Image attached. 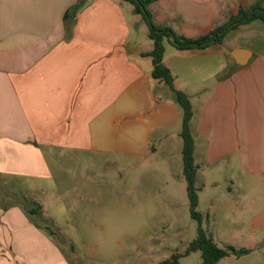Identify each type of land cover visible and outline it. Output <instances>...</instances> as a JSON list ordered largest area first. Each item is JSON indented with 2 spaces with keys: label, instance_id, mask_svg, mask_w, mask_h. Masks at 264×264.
<instances>
[{
  "label": "crops",
  "instance_id": "0c3cea01",
  "mask_svg": "<svg viewBox=\"0 0 264 264\" xmlns=\"http://www.w3.org/2000/svg\"><path fill=\"white\" fill-rule=\"evenodd\" d=\"M259 1L158 0L149 11L155 25L198 39ZM153 48L125 0H0V264H69L25 205L53 179V161L85 156L135 173L136 188L176 179L188 195L182 110L152 77ZM163 62L192 98L199 210L206 197L207 210L234 198L219 212L250 230L230 246L251 255L264 246V23L204 48L167 42Z\"/></svg>",
  "mask_w": 264,
  "mask_h": 264
},
{
  "label": "rangeland",
  "instance_id": "374dc122",
  "mask_svg": "<svg viewBox=\"0 0 264 264\" xmlns=\"http://www.w3.org/2000/svg\"><path fill=\"white\" fill-rule=\"evenodd\" d=\"M51 167L53 179L41 184L42 192L25 196V205L41 203L42 215L30 219L69 264H163L183 255L197 237L188 195L176 179L165 182L167 187L155 182L151 189H139L135 173L123 175L125 168L92 164L85 156L77 162L53 161ZM232 200L218 196L214 210H207L209 197L202 202L203 227L221 248L251 237L250 230L232 225L233 211L219 212L221 206L231 207ZM179 264H202L201 252L180 258ZM217 264H264V246Z\"/></svg>",
  "mask_w": 264,
  "mask_h": 264
},
{
  "label": "trees",
  "instance_id": "16d2710c",
  "mask_svg": "<svg viewBox=\"0 0 264 264\" xmlns=\"http://www.w3.org/2000/svg\"><path fill=\"white\" fill-rule=\"evenodd\" d=\"M135 7V12L142 15L148 29L149 37L154 43V48L149 53H144L145 56H150L153 59L154 69L152 77L163 81L173 92L176 103L182 110V127L180 137L183 143V163L184 176L187 182V193L190 205V215L198 223V234L196 239L189 245L183 255H174L170 262L163 264H179L180 258L188 256L193 252H201L202 264H217L222 259L234 255L242 257L248 255V249H236L234 246L221 248L211 235L204 229L203 224L206 218L199 211V191L195 186V179L198 166L194 158V139L191 133V121L193 118L192 98L185 92L178 90L175 87V78L171 70L164 64V55L166 43H171L178 50H188L193 48H204L212 43H220L223 37L230 30L237 29L242 25H246L254 20H261L264 23V7L262 0L249 10H240L238 15L232 16L230 20L223 26L215 28L208 35L198 39H188L176 34L171 28L159 27L155 25L152 15L149 11L151 3L158 0H125ZM42 206L40 204H31L28 210L30 218L33 216L42 215Z\"/></svg>",
  "mask_w": 264,
  "mask_h": 264
},
{
  "label": "water",
  "instance_id": "95a60500",
  "mask_svg": "<svg viewBox=\"0 0 264 264\" xmlns=\"http://www.w3.org/2000/svg\"><path fill=\"white\" fill-rule=\"evenodd\" d=\"M234 56H236V54H234Z\"/></svg>",
  "mask_w": 264,
  "mask_h": 264
}]
</instances>
